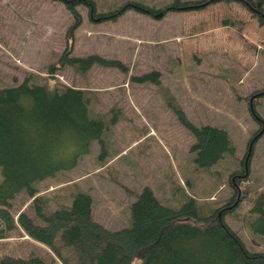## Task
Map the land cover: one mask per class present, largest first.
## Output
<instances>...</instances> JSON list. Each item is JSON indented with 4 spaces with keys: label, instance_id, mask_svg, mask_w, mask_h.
I'll use <instances>...</instances> for the list:
<instances>
[{
    "label": "rangeland",
    "instance_id": "374dc122",
    "mask_svg": "<svg viewBox=\"0 0 264 264\" xmlns=\"http://www.w3.org/2000/svg\"><path fill=\"white\" fill-rule=\"evenodd\" d=\"M132 1L96 4L105 13ZM135 1L163 9L171 0ZM249 1L264 10V0ZM77 10L82 23L67 44L65 34L74 22L60 2L0 0V87L27 78L51 90L75 87L88 98L90 117L106 127L104 149L89 143V153L76 167L35 185L44 209L68 205L73 193L85 192L93 200V220L119 230L129 226V203L144 187L171 208L192 198L210 212L235 194L229 179L234 174L243 198L223 220L248 252L264 254V131L251 148L246 173H240L252 135L264 127V25L258 16L241 3L223 0L159 19L129 11L104 23L90 22L84 7ZM67 45L70 56L99 55L124 69L93 66L79 73L62 67L57 62ZM149 72L158 73L160 85L132 80ZM250 101L260 123L249 114ZM168 105L180 108L194 126L227 131L235 154L210 169L196 168L189 151L195 142ZM32 200L23 193L15 196L8 210L14 221L20 213L34 217ZM3 229L0 221V258L64 264L17 225L10 232ZM61 253L66 264H77L69 248Z\"/></svg>",
    "mask_w": 264,
    "mask_h": 264
},
{
    "label": "trees",
    "instance_id": "16d2710c",
    "mask_svg": "<svg viewBox=\"0 0 264 264\" xmlns=\"http://www.w3.org/2000/svg\"><path fill=\"white\" fill-rule=\"evenodd\" d=\"M50 1L60 2L72 15L74 23L65 34L66 42L70 44L73 38L71 31L82 23L78 7L87 9L90 22L104 23L114 22L129 11L159 19L171 11L201 9L208 3L221 0H171L163 9L133 0L120 4L116 9L110 7L105 13L99 12L96 0ZM230 1L247 6L264 25L262 5L254 6L249 0H223ZM70 54L72 47L67 45L58 58V65L74 68L79 73H85L93 66L124 69L120 62L99 55L74 57ZM52 70L53 66L48 67L47 72ZM157 76L158 73L149 72L132 80L160 85ZM250 98L254 97L251 95ZM88 103L82 90L75 87L51 90L47 86L29 84L28 78L15 86L0 87V221L4 225L3 230L10 232L17 225L27 237L50 249L64 264L61 250L67 248L75 253L77 264H264V254L248 252L244 242L223 220V216L234 211L243 198L238 190L239 179L234 174L229 179L235 194L224 206L210 212H203L192 198L185 200L177 209L171 208L161 204L150 188L144 187L136 200L129 203V226L119 230H109L93 220V200L85 192L73 193L70 204L46 211L45 204L36 197L35 185L52 179L58 172L76 167L79 159L89 153V143L95 142L100 150L104 149L105 123L90 117ZM248 103L249 114L256 122L260 121L254 112L253 102ZM168 106L195 142L189 151L194 156L196 168L210 169L224 156L235 154L227 131L215 126H194L180 108ZM111 121L114 122L113 119ZM250 143L251 140L247 148ZM250 156L251 153L249 156L246 153L242 161L246 169L240 173H246ZM97 157L100 158L101 154ZM22 193L33 199L34 217L20 213L14 221L8 210L15 196ZM34 219L41 225L35 224ZM0 264L44 262L36 257L20 259L5 256L0 258Z\"/></svg>",
    "mask_w": 264,
    "mask_h": 264
},
{
    "label": "water",
    "instance_id": "95a60500",
    "mask_svg": "<svg viewBox=\"0 0 264 264\" xmlns=\"http://www.w3.org/2000/svg\"><path fill=\"white\" fill-rule=\"evenodd\" d=\"M251 99V98H250ZM263 131H264V127L261 129V131L257 134V135H255L252 139H251V143H250V145H249V148H247V155L249 156V154H250V149L252 148V144L256 141V138L257 137H259L260 135H262V133H263ZM236 205V203H234V206ZM217 217L220 219L221 217L219 216V213H217Z\"/></svg>",
    "mask_w": 264,
    "mask_h": 264
},
{
    "label": "flooded vegetation",
    "instance_id": "af4514ba",
    "mask_svg": "<svg viewBox=\"0 0 264 264\" xmlns=\"http://www.w3.org/2000/svg\"><path fill=\"white\" fill-rule=\"evenodd\" d=\"M261 121H258V123H260ZM246 150H247V148H246ZM243 166H244V169H246V166L243 164Z\"/></svg>",
    "mask_w": 264,
    "mask_h": 264
}]
</instances>
